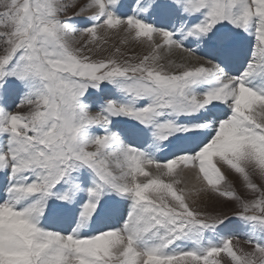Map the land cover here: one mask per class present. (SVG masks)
<instances>
[{"label":"snow or ice","instance_id":"1","mask_svg":"<svg viewBox=\"0 0 264 264\" xmlns=\"http://www.w3.org/2000/svg\"><path fill=\"white\" fill-rule=\"evenodd\" d=\"M127 7L0 0V264H264V0Z\"/></svg>","mask_w":264,"mask_h":264},{"label":"rangeland","instance_id":"2","mask_svg":"<svg viewBox=\"0 0 264 264\" xmlns=\"http://www.w3.org/2000/svg\"><path fill=\"white\" fill-rule=\"evenodd\" d=\"M124 3H125L126 5H128V8H127V9H128V11H130L132 7H135V5H136V0H124ZM118 42H119V38L117 37V38H113V40L110 41V44H118ZM124 50H125L126 54H132V55L140 54L141 51H142L141 48H139L138 46H135V45H131V46L127 47V48L124 49ZM233 179H234V178H233ZM236 186H237V189L240 190V185H239L238 182H237V185H236ZM206 201H207V198L205 197V198L203 199L202 202H206ZM57 203H59V201H57ZM113 205H115V204L110 203V204L107 206L106 209H108L110 206H113ZM107 215L110 216V214H107ZM111 218H112V216H111ZM117 218H118V216L116 217V219H117ZM230 223H231V225H232L233 227H237V228L240 227V226L242 225V222L239 221V220H236L235 218H234L233 221H231ZM245 247H247V245H245Z\"/></svg>","mask_w":264,"mask_h":264},{"label":"bare ground","instance_id":"3","mask_svg":"<svg viewBox=\"0 0 264 264\" xmlns=\"http://www.w3.org/2000/svg\"><path fill=\"white\" fill-rule=\"evenodd\" d=\"M128 8V7H127ZM125 9L126 11H128V9ZM235 67H238V65H236ZM123 210V207L121 205H113L110 206L108 209H106V213L110 214V217L112 216V219L115 220L116 217L119 215V213Z\"/></svg>","mask_w":264,"mask_h":264}]
</instances>
